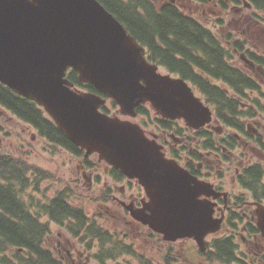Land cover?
I'll return each instance as SVG.
<instances>
[{
  "label": "water",
  "instance_id": "1",
  "mask_svg": "<svg viewBox=\"0 0 264 264\" xmlns=\"http://www.w3.org/2000/svg\"><path fill=\"white\" fill-rule=\"evenodd\" d=\"M75 70L103 96L78 90L66 77ZM0 83L34 101L84 157L97 154L143 187L140 205L124 204L136 221L165 241L193 238L201 250L217 233V198L227 194L190 173L133 120L108 115L99 106L113 99L123 116L149 102L156 114L198 129L211 108L186 80L160 73L144 47L97 0H0ZM253 218L264 238V205Z\"/></svg>",
  "mask_w": 264,
  "mask_h": 264
},
{
  "label": "trees",
  "instance_id": "2",
  "mask_svg": "<svg viewBox=\"0 0 264 264\" xmlns=\"http://www.w3.org/2000/svg\"><path fill=\"white\" fill-rule=\"evenodd\" d=\"M99 1L114 13L141 45L145 46L149 57L159 59L170 71L189 81L194 89L202 94L205 103L213 109L214 121L224 127L243 130L244 119L255 116L253 110L264 112V103L258 97L263 94L257 82L231 63L232 55L221 41L197 21L185 16L172 5L164 4L159 12H156L149 0ZM242 46L239 40H235L234 47ZM67 77L79 89L101 93L91 83L81 82L75 70L69 69ZM220 82L225 87L220 85ZM241 103L248 105L240 106ZM0 106L24 123L30 124L38 135L51 145L66 148L74 155H82L81 150L58 129L42 107L1 83ZM101 110L108 114L117 113L112 100L110 106L102 105ZM136 112L138 123L142 127L153 126V129L159 127L173 131L174 137L183 135L187 130L178 126L177 120H168L152 114L147 105H138ZM190 133L191 135L187 136L189 142L201 139L199 148L208 147L212 131L207 125ZM221 141L234 143L227 138ZM191 155L193 158L198 157L196 152ZM82 160L87 167L93 166L88 157L82 155ZM256 167L254 164L248 168L252 177H257L259 173ZM110 173L114 181L125 179L123 174L113 167H110ZM218 175L221 176L220 173ZM50 176L49 171L30 165L20 157L0 153V264H64L44 245L50 232L51 221L62 225L78 242H85L87 246L94 244V257L98 262L128 257L139 261L140 264L149 263L143 259L135 243L126 234L110 231L103 218L99 221L96 218L100 214L89 216L80 205L72 203L70 188H61L51 197H33L32 193H39L40 184ZM249 180L253 184L257 183L254 178ZM106 192L110 190L107 189ZM260 195H264V190L259 194L252 193L256 201H259ZM241 201L242 198L238 196L233 198V203L229 202L232 207L224 219L225 227H234L232 232L212 235L206 243V250L197 249L196 254L218 264H233L236 261L248 264L246 259L239 256L243 253L237 247V233L240 225L244 224L249 236L258 234V229L250 217L246 219L244 214L236 209ZM42 216H46L48 220L43 221ZM253 253L254 261L264 264V253ZM171 259L170 254H166L165 264H171Z\"/></svg>",
  "mask_w": 264,
  "mask_h": 264
},
{
  "label": "rangeland",
  "instance_id": "3",
  "mask_svg": "<svg viewBox=\"0 0 264 264\" xmlns=\"http://www.w3.org/2000/svg\"><path fill=\"white\" fill-rule=\"evenodd\" d=\"M155 3L156 1L153 0ZM181 6H187V3H191L190 0H177ZM198 17V16H197ZM198 19L211 29L219 38L222 34L228 31H236L240 35L241 27L239 23L232 20L225 21L222 25L218 24V27H214L212 23H209L208 13H203ZM243 38V37H242ZM241 52V51H240ZM235 53V62L238 66L242 65L239 61V53ZM160 72L165 73V69H160ZM264 92V88L262 87ZM197 96H202L201 93L195 91ZM150 107V106H149ZM151 108V107H150ZM151 113L154 111L151 108ZM114 114V112L112 113ZM121 116V115H120ZM122 118H130L124 117ZM133 121H138V117L130 118ZM251 126L257 128L260 125L257 119L246 120ZM177 125L186 128L185 135H191L192 129L186 127L182 120H177ZM213 126H219L218 123H212ZM161 134L166 136L170 143H173V139L167 137L169 133L173 131H167L166 133L161 129L153 130L150 135ZM177 143V142H176ZM0 153H8L15 157L24 159L28 164L37 166L50 172V177L44 179L40 184V192L32 193L33 197L43 198L51 197L54 192L61 188H70L71 197L70 200L76 205H80L89 216L95 217L98 221L103 218V222L110 231L120 234H126L131 239L139 252L143 255V259L151 264V261L160 263L162 257L171 252L169 243L161 239L160 235L152 233L145 226L132 220L128 214L122 209V202H137L142 196L143 191L136 180L114 181L110 173V166L104 161L100 160L96 154H90L88 158L92 161L93 166L87 167L82 160V155H74L68 149L61 146H53L46 141L45 138L38 135L37 131L27 123L16 118L8 110L0 106ZM83 154V152L81 153ZM167 155V153H166ZM203 172L205 171L202 168ZM233 174L230 168H227L225 176L219 183L222 190L230 191L229 193L235 194L239 189L233 182ZM210 182L216 184L217 179L213 175L209 176ZM107 189L110 192H106ZM133 194V196H131ZM113 196V200H112ZM219 212L215 211V216L219 217ZM43 221H47L46 216H42ZM224 225V223H223ZM50 232L45 238L44 245L48 246L58 257H60L65 264H70L65 260L64 250L58 251V244H71L76 246L82 254H88L92 260L91 264H140L139 261L128 257H121L116 260H105L104 262H98L94 257L96 246L93 244L87 246L84 243L78 242L71 234L59 224L51 221L49 222ZM233 226H223L217 235L228 234L232 232ZM241 228V225H240ZM243 228V227H242ZM239 229L237 233V241L241 246L239 251L243 254L239 256L246 259L249 264H253V249L250 243L255 245L256 250L264 252V240L255 237H248L246 231ZM210 240V237L206 238V241ZM246 241V243H245ZM193 246L191 239H179L173 244V251L178 255L181 254L184 257L189 258L188 253L194 254V249L188 247ZM188 248V249H187ZM250 260V261H249ZM205 261V264H218L213 260ZM75 264H85L84 258L75 259ZM234 264H242L240 262H234Z\"/></svg>",
  "mask_w": 264,
  "mask_h": 264
},
{
  "label": "flooded vegetation",
  "instance_id": "4",
  "mask_svg": "<svg viewBox=\"0 0 264 264\" xmlns=\"http://www.w3.org/2000/svg\"><path fill=\"white\" fill-rule=\"evenodd\" d=\"M156 1L163 2L165 5H174L177 8L180 6L177 0ZM191 1L192 3L188 7V11L184 12L191 16L192 19H196L200 22L198 17L207 12L209 15V19L207 20L209 23H212L214 27H218V25L214 23L215 20L220 22L232 20L240 24L241 37L253 38L264 45V24L262 26V22L264 21V0ZM205 2L211 8L204 9L200 3ZM109 12L114 15V13L111 11ZM258 45L260 44L256 42L250 46L251 49H245L247 55L251 59L255 60L256 63L252 60L254 65L252 67H248L247 64L243 62L240 67L257 82L260 87V91L263 94L259 95V98L264 103V92L262 90V87L264 88V48L259 49ZM252 48H254V50ZM153 53H155V51H153ZM144 54L148 62L156 64L158 69L160 67H164L162 65L163 62H161L159 59L157 60L155 57H149V53ZM251 93L253 92L251 91ZM247 105L248 104L246 103H241L240 106ZM253 113L255 114L254 117H248L244 119L245 125L243 126V130L229 126L224 127L222 125L218 127L213 126L212 123H217L216 121H212L210 124H208L207 127L212 131V134L206 149L199 148L202 141L201 139H198L195 142H189L185 133H183V135H178V137H174V135H172L173 133L168 134L167 137H171L173 139V143H170L165 135L161 136V134L158 135L157 133L151 135V137L154 136L157 141H160L161 143L163 141V151L165 154L167 153L166 156L172 155L173 158H175L177 162L183 167L188 169L190 173L209 182V176L213 175V177L217 179L216 184L212 183L215 189L222 191L223 193H227L228 199L235 197L237 198L238 196L241 197L242 201L240 202L238 208L245 216L250 214L251 218L253 213L252 202L255 201V199L252 197V193L255 192L256 194H259L264 190V112L253 110ZM114 114L116 115V113ZM252 119H257L259 121L260 125H258L257 128L246 123V120ZM155 129L161 128L156 127ZM155 129H153V127H143L146 135H150V133ZM161 130L165 133L167 132L166 129ZM223 138H227L234 143L231 144L229 142H222L221 140ZM192 152H196L198 157L193 158L191 155ZM254 164L257 165L256 171H259L257 177H252V173L248 169ZM202 168H204V172ZM227 168H230L233 174V179H231V182H233L234 185L239 188L237 193L232 195V191L229 193L230 191L222 190V187L219 185L225 176ZM218 173H220L221 176H219ZM249 178H254L257 183L253 184L250 182ZM131 196H133V194H131ZM258 199L259 201L256 202L262 203L264 205V195L258 196ZM220 201L221 199H218V203ZM132 203H135L134 200ZM219 210H221V212H225L229 209L228 207L223 206L221 208L219 207ZM243 228L247 232L245 224ZM255 235L256 234H252V236ZM240 246L241 245L237 243V247L239 248ZM57 250H64L65 260L70 264H75L76 257L84 258L85 264L92 263V260L88 254H82V252L78 250L76 246L71 244L62 245L59 243ZM172 261V264H194L191 259H188L181 254L176 255ZM151 264L158 263L151 261Z\"/></svg>",
  "mask_w": 264,
  "mask_h": 264
}]
</instances>
